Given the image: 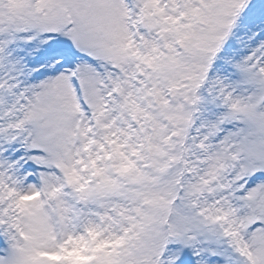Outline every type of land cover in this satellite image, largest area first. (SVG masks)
<instances>
[{"label": "snow or ice", "instance_id": "6c2138e0", "mask_svg": "<svg viewBox=\"0 0 264 264\" xmlns=\"http://www.w3.org/2000/svg\"><path fill=\"white\" fill-rule=\"evenodd\" d=\"M0 264H264V0H0Z\"/></svg>", "mask_w": 264, "mask_h": 264}]
</instances>
